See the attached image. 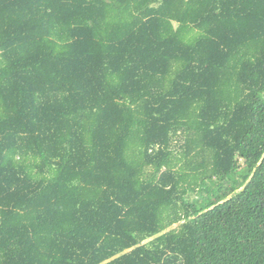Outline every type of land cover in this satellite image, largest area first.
I'll use <instances>...</instances> for the list:
<instances>
[{"label": "trees", "instance_id": "obj_1", "mask_svg": "<svg viewBox=\"0 0 264 264\" xmlns=\"http://www.w3.org/2000/svg\"><path fill=\"white\" fill-rule=\"evenodd\" d=\"M0 264H264V0H0Z\"/></svg>", "mask_w": 264, "mask_h": 264}]
</instances>
